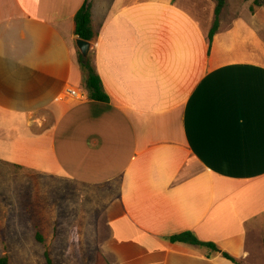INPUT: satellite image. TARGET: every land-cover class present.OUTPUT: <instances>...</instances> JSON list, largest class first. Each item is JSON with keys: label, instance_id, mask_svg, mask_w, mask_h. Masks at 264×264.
<instances>
[{"label": "crops", "instance_id": "obj_1", "mask_svg": "<svg viewBox=\"0 0 264 264\" xmlns=\"http://www.w3.org/2000/svg\"><path fill=\"white\" fill-rule=\"evenodd\" d=\"M255 1L226 0L210 42L217 0H0V161L105 189L96 261L100 252L109 264H234L228 253L256 264L264 4ZM86 3L108 103L88 98L79 63L75 16ZM185 232L219 251L169 241Z\"/></svg>", "mask_w": 264, "mask_h": 264}, {"label": "rangeland", "instance_id": "obj_2", "mask_svg": "<svg viewBox=\"0 0 264 264\" xmlns=\"http://www.w3.org/2000/svg\"><path fill=\"white\" fill-rule=\"evenodd\" d=\"M103 190L0 161V257L9 256L12 264H47L49 250L55 264H95ZM255 224L264 226V216ZM255 255V263L264 264V229Z\"/></svg>", "mask_w": 264, "mask_h": 264}, {"label": "trees", "instance_id": "obj_3", "mask_svg": "<svg viewBox=\"0 0 264 264\" xmlns=\"http://www.w3.org/2000/svg\"><path fill=\"white\" fill-rule=\"evenodd\" d=\"M176 1V0H173ZM250 1V0H244ZM226 0H217L215 9V20L213 27L209 33L210 42L213 41L215 35L219 31L220 16L225 7ZM256 6L260 4L259 0L254 3ZM251 11L254 12V7H251ZM75 35L85 41L93 42L95 39V32L92 22V4L86 3L81 10L75 16ZM79 63L85 74V86L88 92V98L93 101L108 103L110 98L105 92L100 76L98 75L91 54L89 59H84L79 53ZM37 240L40 243H45L40 232H37ZM172 243L186 244L191 246H197L208 249L211 253H217L219 251L218 246L215 243L203 242L192 232H185L169 238ZM223 257L233 262L234 264H240L234 257L228 253H224ZM45 259L47 264H55L49 250L45 251ZM0 264H12L9 256L5 255L0 257ZM96 264H109L107 259L99 252L97 255Z\"/></svg>", "mask_w": 264, "mask_h": 264}, {"label": "water", "instance_id": "obj_4", "mask_svg": "<svg viewBox=\"0 0 264 264\" xmlns=\"http://www.w3.org/2000/svg\"><path fill=\"white\" fill-rule=\"evenodd\" d=\"M91 1L92 0H89V2ZM75 43H76V47L79 53L81 54V56L86 60L89 59V56L92 52V43L82 40L80 38L76 39Z\"/></svg>", "mask_w": 264, "mask_h": 264}, {"label": "built area", "instance_id": "obj_5", "mask_svg": "<svg viewBox=\"0 0 264 264\" xmlns=\"http://www.w3.org/2000/svg\"><path fill=\"white\" fill-rule=\"evenodd\" d=\"M68 96L71 97V99H77V100H83L85 98V95H83L81 92L75 89L68 90Z\"/></svg>", "mask_w": 264, "mask_h": 264}]
</instances>
